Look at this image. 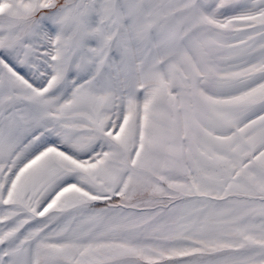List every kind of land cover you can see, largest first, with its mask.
<instances>
[{
    "label": "snow or ice",
    "instance_id": "1",
    "mask_svg": "<svg viewBox=\"0 0 264 264\" xmlns=\"http://www.w3.org/2000/svg\"><path fill=\"white\" fill-rule=\"evenodd\" d=\"M0 264H264V0H0Z\"/></svg>",
    "mask_w": 264,
    "mask_h": 264
}]
</instances>
